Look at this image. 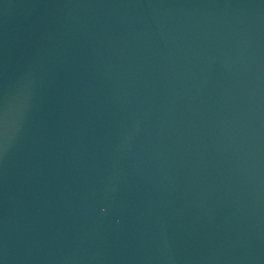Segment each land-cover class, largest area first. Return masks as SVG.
<instances>
[{
	"label": "water",
	"instance_id": "water-1",
	"mask_svg": "<svg viewBox=\"0 0 264 264\" xmlns=\"http://www.w3.org/2000/svg\"><path fill=\"white\" fill-rule=\"evenodd\" d=\"M0 264H264V0H0Z\"/></svg>",
	"mask_w": 264,
	"mask_h": 264
}]
</instances>
